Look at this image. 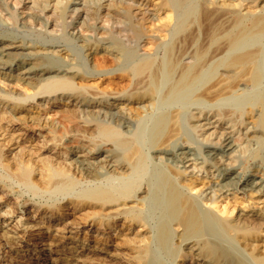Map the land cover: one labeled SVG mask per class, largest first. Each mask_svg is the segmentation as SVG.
<instances>
[{
    "label": "bare ground",
    "instance_id": "obj_1",
    "mask_svg": "<svg viewBox=\"0 0 264 264\" xmlns=\"http://www.w3.org/2000/svg\"><path fill=\"white\" fill-rule=\"evenodd\" d=\"M263 53L264 0H0V105L12 108H0L1 179L66 199L42 212L63 227L73 205L98 227H113L109 208L126 230L145 228L122 239L132 264H264L249 242L264 231V173L238 170L241 142L225 126L249 108L245 148L264 141ZM36 95L59 107L58 120L44 122L40 148L7 157L2 146L23 141L18 124L43 126L20 115ZM213 101L215 120L192 108ZM187 108L188 126L216 141H184ZM48 144L63 147L60 161L40 157Z\"/></svg>",
    "mask_w": 264,
    "mask_h": 264
},
{
    "label": "rangeland",
    "instance_id": "obj_2",
    "mask_svg": "<svg viewBox=\"0 0 264 264\" xmlns=\"http://www.w3.org/2000/svg\"><path fill=\"white\" fill-rule=\"evenodd\" d=\"M20 5L21 4L19 3L16 5V10H19ZM252 11L255 10L252 9ZM162 39L165 40L166 38L162 37ZM91 64L92 62L88 61V65L91 66ZM96 82L100 83V80L96 78V80L93 82L90 81L89 83L92 84ZM75 83H78V85L83 84L77 80ZM14 89L20 90L17 86H14ZM260 91L261 93L264 92V83L260 87ZM21 92L24 91L22 90ZM241 92L242 91H238V93ZM23 94L31 95V92H24L22 95ZM84 94H87L86 91ZM44 96L45 95H36L34 99L28 98L26 101H23L24 112H19L20 115L24 114L39 117L38 124L43 126H40L41 128L35 130H25L23 127H25L27 123L21 122V124H18L15 128H19V130H17L15 134L21 135L24 132L25 135H22V142H18L11 146L10 143L7 146H2L3 152H5L7 157H13L14 153H18L21 147L24 145H26L27 149H30L28 146L32 145L30 147H33L37 142L38 144L36 145L39 146L37 148H40V144H42V141L45 139L44 136L48 135L46 128L44 129L46 126L45 123L51 120H58V113L56 111L59 109V107L54 106V109L52 107V110H50L52 102L41 98ZM41 103L43 105H41ZM217 103L218 101L209 103L204 102V104H201L200 106L193 105L192 108H201L204 117L212 116L211 120H215L217 115L214 116V114L217 113V111L212 108H215ZM9 104L10 103H5V106L0 105V108L11 111L12 108H8ZM57 105L59 106L61 103H58ZM192 108L182 110V115L180 116V120L182 122L181 134H183V138L185 137L184 141L188 139L191 143H194V146L203 148L204 145L210 141L214 142L216 140L212 139L214 138V135L207 138V134H204V132L198 128L193 129L188 126V124H191L190 121H187L189 113L195 112V109ZM248 112L249 108L243 110L242 112H236L230 118V120L225 123L226 125L224 124L225 126L229 127L228 130L232 128V130H230L231 134L233 132L232 135L237 140H239V142H241L240 152L234 160V165L243 175H250L251 173H254V169L257 165H259L261 172L264 173V141L260 144H254L252 147L245 148L247 147L245 127H250L252 125L248 124V122L251 120L248 118ZM223 122L225 121L223 120L222 123ZM79 124H74L73 130L70 129V133L68 134L78 132ZM213 124L215 125V123ZM242 129H244V131ZM3 137L4 136H0V144L4 143L5 141ZM29 138V142L25 141V139ZM16 139L20 140V136ZM47 147V149H38L41 153L40 157H48L51 155L50 157H57L56 159L58 160L56 161H60L61 158H59V156L56 154L57 152L63 154V147L61 148V146L57 145L53 150L52 144H48ZM31 151L33 154L32 156L37 157L38 154L36 155L35 153H38V151L34 150V148H32ZM64 156H66V154H64ZM4 162L5 161H2L1 163L0 161V264H132L134 262V255H131L130 251L122 245V239L125 236L124 234L129 237L135 235V233H138L137 235H141L145 228L132 226L130 229L126 230L125 226L122 225L124 222L123 217L120 215H115L114 211L109 208L104 210V213L109 215V221L111 224H113V227H108L107 225L98 227L99 225H94L91 220L84 222L80 219L81 213L91 209L85 208L73 210L71 209L73 205H69V208L66 207V209L68 208L67 210H63V213H68L67 216L69 218L66 219V222L69 224L66 227H63V225L59 224L60 221L59 223L55 222L57 218H61L60 214L59 217L58 214H54L50 217L49 213L42 212L44 208L47 205L52 204V202L57 205H64L66 199L57 197L51 201L47 196L33 195L23 186L19 185L16 181H12L11 179L2 180L1 177L5 172L4 168H2V164H4ZM35 173L36 176H38L37 171ZM200 173L201 172H199V174ZM88 184L91 185V183L82 182L77 186V189ZM221 205H225V202H222ZM16 207H18V211ZM10 210L15 211L13 215H7L4 213L5 211ZM73 221L75 223H71ZM79 222L80 224H78ZM48 226L50 229L47 230ZM103 233L112 235L110 236V240L108 239L106 242H104L103 239L106 237V235H103ZM118 234L120 237L116 238ZM6 238H11L12 243H7ZM249 242L258 245L256 251L258 250L260 252H264V231L258 235L256 240ZM245 251L243 252L244 254L249 253L248 247ZM184 261V264H203V261H192V259L189 257L184 258Z\"/></svg>",
    "mask_w": 264,
    "mask_h": 264
}]
</instances>
